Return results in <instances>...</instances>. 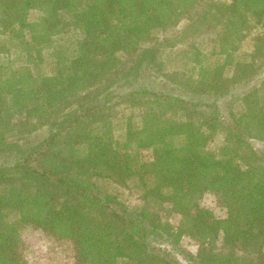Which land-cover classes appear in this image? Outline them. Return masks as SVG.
Returning <instances> with one entry per match:
<instances>
[{
  "label": "trees",
  "instance_id": "trees-1",
  "mask_svg": "<svg viewBox=\"0 0 264 264\" xmlns=\"http://www.w3.org/2000/svg\"><path fill=\"white\" fill-rule=\"evenodd\" d=\"M33 10L39 16L30 21ZM183 19L196 36L214 34L224 63L196 83L164 74L186 92L140 84L161 70L158 50L168 39L157 33ZM70 28L80 31L72 55L56 53L51 72L37 76L42 57L31 50L40 55ZM253 30L250 61H233ZM121 54L131 57L126 68ZM226 64L231 78L221 76ZM262 65L264 0H0V264H26L20 229L29 225L69 239L75 264H264V80L238 98L242 111L219 102L228 82L251 81ZM206 93L217 96L213 103L194 98ZM121 104L142 114L119 140L106 112ZM32 119L51 128L36 145L27 137ZM218 131L223 142L212 146ZM145 148L151 160L139 158ZM134 178L141 204L127 207L106 185ZM206 192L223 218L201 206ZM163 205L180 215L178 224L161 217ZM182 237L197 244L195 254Z\"/></svg>",
  "mask_w": 264,
  "mask_h": 264
},
{
  "label": "rangeland",
  "instance_id": "rangeland-1",
  "mask_svg": "<svg viewBox=\"0 0 264 264\" xmlns=\"http://www.w3.org/2000/svg\"><path fill=\"white\" fill-rule=\"evenodd\" d=\"M219 1L229 2V0ZM38 16L39 12L33 10L29 12L28 18L31 21L36 20ZM219 27V25L217 26V24H215L214 33H217L216 31H218ZM257 31L258 30H253L246 34L247 36L239 43L240 47L238 48L237 53L233 54V61H250L251 58L249 54L252 51V37L259 32ZM79 36V30L70 28L55 37L52 43L41 49L39 51V53H41L40 55L36 48L32 49L31 55L35 59H38V56L42 57L41 62L36 64L35 67L33 66V72H35L37 76L49 74L54 67V62L57 56L56 53L61 57H69L72 55L73 44H75V40ZM156 39L161 42H163L164 39H168V41L164 42L161 46L159 45L158 59L161 64V70L156 74L151 73L150 76H145V79L141 77L138 78L140 84L147 85L150 89H161L167 95L170 93L175 94L176 91L179 93L181 91L186 92L187 89L182 86H178V89L174 90L172 88L173 85L167 81V76L164 74H168V77L177 83H196V81L200 80L202 77H206L204 72L207 68H211L217 64L222 65L224 63V56L219 57L217 48H214L213 46V44H215L213 39H216L214 34L209 36L204 34L196 36L192 29L186 31L185 19L181 20L180 23L172 29H169L166 32L157 33ZM1 46H5L7 49L11 50V58L21 57L23 59L20 55L21 50L14 47L12 43L2 42ZM120 57L123 58L122 67L126 68L131 63V57L123 54H121ZM256 61L260 63L261 60L256 58ZM228 65L229 64H226L224 70L222 69L221 76L231 78L233 68ZM262 80H264V65L256 70L254 79L251 81L242 79L236 83L228 82V93L224 99L219 101L221 106H223L224 101H231L233 102L236 111H242L243 108L238 98L244 95L248 89H251V87L259 85ZM181 97L183 99H188L190 95L186 94V96H183V94H181ZM194 98L213 103L217 96L215 97V95L206 93ZM143 101H146L145 96ZM149 106L151 105L145 104L143 106V109L145 108L144 111ZM141 114L142 110H140L139 106L134 104H121L108 110L106 112V119L111 120L109 122L113 127L112 133L114 137L119 140L123 139L127 121H132L134 125H137L140 121ZM204 114L205 112H203L202 116L196 114L193 121H200ZM172 117L175 119L177 116ZM44 119H48V117H45ZM184 119L189 120L191 118L184 117ZM31 121L35 123L36 128L27 135L28 143L30 145H36L50 135V123L47 121H34L33 119ZM215 136L216 139L213 140L212 146L222 144L223 133L218 131ZM137 152L142 161L151 160V149H140ZM147 183H150V179H147ZM141 186V182L138 181L137 178H134L132 181H125L123 185L110 181L106 185V188L110 191L120 193L127 207H134L135 205L141 204L139 198ZM200 202L202 204L201 206L210 210L215 217L223 218L225 216V210L218 205L217 197L213 193H204ZM159 212L164 220L169 221L174 226L178 224L181 219L180 215L172 212L169 207L164 205ZM20 235L23 241L22 250L26 264H75L73 245L69 239L63 238L55 240L45 235L41 229L34 228L31 225L21 228ZM180 245L184 250L191 254H195L197 251V244L189 237H182Z\"/></svg>",
  "mask_w": 264,
  "mask_h": 264
}]
</instances>
